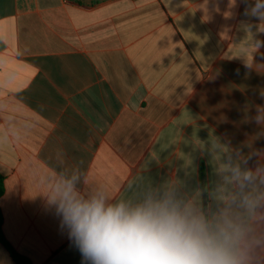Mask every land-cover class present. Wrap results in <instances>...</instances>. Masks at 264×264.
I'll return each mask as SVG.
<instances>
[{
  "label": "crops",
  "instance_id": "0c3cea01",
  "mask_svg": "<svg viewBox=\"0 0 264 264\" xmlns=\"http://www.w3.org/2000/svg\"><path fill=\"white\" fill-rule=\"evenodd\" d=\"M244 11L243 0H0V208L16 251L82 264L45 198L77 169L82 191L119 198L141 174L210 184L213 139L264 153V46L253 47L264 22ZM0 264H16L1 242Z\"/></svg>",
  "mask_w": 264,
  "mask_h": 264
},
{
  "label": "clouds",
  "instance_id": "9594fccd",
  "mask_svg": "<svg viewBox=\"0 0 264 264\" xmlns=\"http://www.w3.org/2000/svg\"><path fill=\"white\" fill-rule=\"evenodd\" d=\"M243 2L245 16L264 22V0ZM209 152L216 179L205 186L141 174L128 185L132 195L117 198L105 185L82 191L86 174L77 169L45 198L82 264H264V153L218 139Z\"/></svg>",
  "mask_w": 264,
  "mask_h": 264
},
{
  "label": "trees",
  "instance_id": "16d2710c",
  "mask_svg": "<svg viewBox=\"0 0 264 264\" xmlns=\"http://www.w3.org/2000/svg\"><path fill=\"white\" fill-rule=\"evenodd\" d=\"M4 176L0 174V198L3 196L5 192L4 186ZM0 242L7 249L12 259L16 264H32L28 257L22 255L18 251H16L13 246L6 240L3 234V214L0 208Z\"/></svg>",
  "mask_w": 264,
  "mask_h": 264
}]
</instances>
